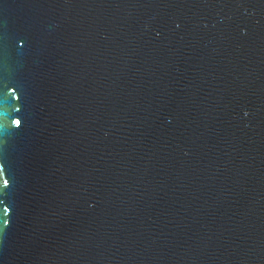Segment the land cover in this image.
I'll return each instance as SVG.
<instances>
[{
    "label": "water",
    "instance_id": "95a60500",
    "mask_svg": "<svg viewBox=\"0 0 264 264\" xmlns=\"http://www.w3.org/2000/svg\"><path fill=\"white\" fill-rule=\"evenodd\" d=\"M0 264H264V0H0Z\"/></svg>",
    "mask_w": 264,
    "mask_h": 264
},
{
    "label": "snow or ice",
    "instance_id": "6c2138e0",
    "mask_svg": "<svg viewBox=\"0 0 264 264\" xmlns=\"http://www.w3.org/2000/svg\"><path fill=\"white\" fill-rule=\"evenodd\" d=\"M17 123H19V121Z\"/></svg>",
    "mask_w": 264,
    "mask_h": 264
}]
</instances>
